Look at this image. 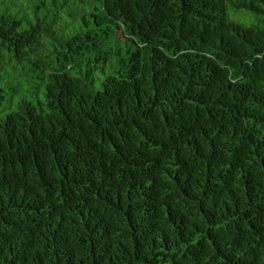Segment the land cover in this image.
<instances>
[{"label": "trees", "instance_id": "16d2710c", "mask_svg": "<svg viewBox=\"0 0 264 264\" xmlns=\"http://www.w3.org/2000/svg\"><path fill=\"white\" fill-rule=\"evenodd\" d=\"M0 264H264V0H0Z\"/></svg>", "mask_w": 264, "mask_h": 264}]
</instances>
